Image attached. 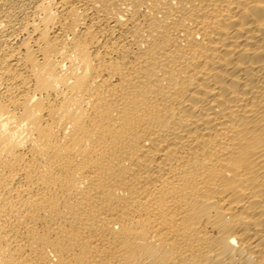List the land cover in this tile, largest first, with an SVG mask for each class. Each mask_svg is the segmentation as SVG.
<instances>
[{
  "label": "bare ground",
  "instance_id": "6f19581e",
  "mask_svg": "<svg viewBox=\"0 0 264 264\" xmlns=\"http://www.w3.org/2000/svg\"><path fill=\"white\" fill-rule=\"evenodd\" d=\"M0 264H264V0H0Z\"/></svg>",
  "mask_w": 264,
  "mask_h": 264
}]
</instances>
